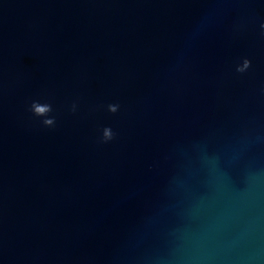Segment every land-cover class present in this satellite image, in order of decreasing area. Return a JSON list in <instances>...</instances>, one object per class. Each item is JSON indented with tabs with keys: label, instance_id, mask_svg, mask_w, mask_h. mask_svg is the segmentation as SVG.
<instances>
[{
	"label": "water",
	"instance_id": "obj_1",
	"mask_svg": "<svg viewBox=\"0 0 264 264\" xmlns=\"http://www.w3.org/2000/svg\"><path fill=\"white\" fill-rule=\"evenodd\" d=\"M261 22L264 0H0V264H264Z\"/></svg>",
	"mask_w": 264,
	"mask_h": 264
},
{
	"label": "clouds",
	"instance_id": "obj_2",
	"mask_svg": "<svg viewBox=\"0 0 264 264\" xmlns=\"http://www.w3.org/2000/svg\"><path fill=\"white\" fill-rule=\"evenodd\" d=\"M261 29L264 30V22H261L260 25ZM251 64L250 61L247 58H244L241 63L236 65V71L243 73L247 71L250 68ZM30 110L33 112L34 115L36 116H41L45 117L42 120V124L47 126V127H54L56 123V119L54 116H49L48 113L52 112V106L50 104H40L37 101H33ZM74 110V107H73ZM107 110L110 113H116L119 110V105L118 104H109L107 106ZM115 133L112 130L110 126H104L101 129V142L102 143H107L114 139Z\"/></svg>",
	"mask_w": 264,
	"mask_h": 264
}]
</instances>
